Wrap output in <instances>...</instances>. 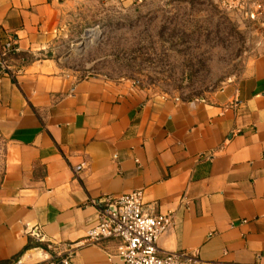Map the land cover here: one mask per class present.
<instances>
[{"label":"crops","instance_id":"0c3cea01","mask_svg":"<svg viewBox=\"0 0 264 264\" xmlns=\"http://www.w3.org/2000/svg\"><path fill=\"white\" fill-rule=\"evenodd\" d=\"M65 1L0 0V39L18 48L0 71V261L122 264L119 239L87 232L113 198L142 189L144 210L173 214L161 254L264 264V36L236 82L170 97L79 78L52 56Z\"/></svg>","mask_w":264,"mask_h":264},{"label":"rangeland","instance_id":"374dc122","mask_svg":"<svg viewBox=\"0 0 264 264\" xmlns=\"http://www.w3.org/2000/svg\"><path fill=\"white\" fill-rule=\"evenodd\" d=\"M264 4V0H260ZM50 54L77 77L129 79L150 93L207 98L236 82L264 36L223 0H67ZM0 136V183L6 164Z\"/></svg>","mask_w":264,"mask_h":264},{"label":"built area","instance_id":"2783aa9c","mask_svg":"<svg viewBox=\"0 0 264 264\" xmlns=\"http://www.w3.org/2000/svg\"><path fill=\"white\" fill-rule=\"evenodd\" d=\"M228 9L238 10L251 18L262 15L264 4L260 0H223ZM18 51L13 37L0 39V71L11 73V57ZM83 164L74 168L75 173ZM114 207L100 209L98 223L88 230L87 239L99 241L106 238H117V254L122 264H185L193 262V257H186L183 252L171 251L161 254L158 241L161 235L173 224V214L150 213L144 210V192L142 189L123 193L113 198ZM72 247L67 249L72 255ZM62 262L69 263L65 257Z\"/></svg>","mask_w":264,"mask_h":264},{"label":"trees","instance_id":"16d2710c","mask_svg":"<svg viewBox=\"0 0 264 264\" xmlns=\"http://www.w3.org/2000/svg\"><path fill=\"white\" fill-rule=\"evenodd\" d=\"M9 262H10V260L9 261H0V264H6V263H9Z\"/></svg>","mask_w":264,"mask_h":264}]
</instances>
